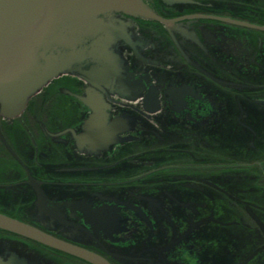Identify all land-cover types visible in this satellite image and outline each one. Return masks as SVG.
Instances as JSON below:
<instances>
[{
	"label": "flooded vegetation",
	"instance_id": "obj_1",
	"mask_svg": "<svg viewBox=\"0 0 264 264\" xmlns=\"http://www.w3.org/2000/svg\"><path fill=\"white\" fill-rule=\"evenodd\" d=\"M141 1L165 23L117 14L120 86L0 117V213L108 264H264V0ZM0 256L93 264L4 230Z\"/></svg>",
	"mask_w": 264,
	"mask_h": 264
},
{
	"label": "water",
	"instance_id": "obj_2",
	"mask_svg": "<svg viewBox=\"0 0 264 264\" xmlns=\"http://www.w3.org/2000/svg\"><path fill=\"white\" fill-rule=\"evenodd\" d=\"M119 13L165 23L141 0H0V117L21 115L32 97L62 75L77 76L95 87L120 86L125 65L117 46L120 39L126 40V25ZM91 108L90 125H98L99 109ZM31 184L39 191L36 182ZM0 230L93 264H108L1 213ZM0 264H22V260L0 256Z\"/></svg>",
	"mask_w": 264,
	"mask_h": 264
}]
</instances>
